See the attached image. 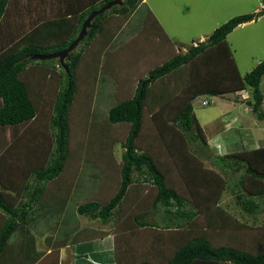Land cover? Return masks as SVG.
Here are the masks:
<instances>
[{"label":"trees","instance_id":"16d2710c","mask_svg":"<svg viewBox=\"0 0 264 264\" xmlns=\"http://www.w3.org/2000/svg\"><path fill=\"white\" fill-rule=\"evenodd\" d=\"M110 1L0 0V264H43L44 253L36 248L30 224L40 220L57 225V218L47 220L65 212L83 173V157L73 145L72 114L88 79L87 68L94 62L99 71L96 54L138 13L143 0H122L96 16L82 39H92L94 50L88 47L83 55L74 49L64 64L51 58L62 72L47 66L51 59L36 55L68 47L89 14ZM262 15L264 9L232 17L208 40L154 67L130 97L108 109L111 124H129L121 161L117 166L113 162L119 187L108 201L87 200L77 211L113 222L116 264H264V223L240 220L220 203L230 188L242 212L252 217L260 212L264 147L213 157L219 170L208 167L192 147L197 141L207 147L193 106L200 96L250 89L251 110L258 119L264 117V60L239 74L226 38ZM57 76L60 86L53 91L48 82ZM89 104L81 109L87 115ZM230 171L239 173L234 185L228 182ZM134 172L143 177L135 179ZM130 193L138 195L127 208ZM158 205L173 216L171 225L144 220ZM48 259L58 263L54 250Z\"/></svg>","mask_w":264,"mask_h":264},{"label":"rangeland","instance_id":"374dc122","mask_svg":"<svg viewBox=\"0 0 264 264\" xmlns=\"http://www.w3.org/2000/svg\"><path fill=\"white\" fill-rule=\"evenodd\" d=\"M145 2L147 4L145 3V6L141 7L138 13H135V19L128 26L123 27L100 55L96 54L101 58L99 71L98 67L93 64L94 62L87 68L88 79L81 87L78 105L72 114L74 125L73 145L75 151L78 150L79 155L83 157V163L81 162L83 164L81 170L83 173L81 172L82 175L77 178V184L73 186L70 197L67 200L66 212L63 214L65 218L71 216V210L75 211L78 203L99 198H101V201L106 202L118 190L120 177L114 176L116 175V169L113 168V162L115 161L117 166L118 162L121 161V156L124 152L121 142L126 138L129 124L126 122L111 124L107 120L108 109L121 100L130 97L137 87V81L148 76L149 71L160 65V63L167 61L169 56L172 57L175 52H187L193 45L208 40L217 27L236 15L253 13L264 9V0H145ZM148 10L152 12L157 22L150 17ZM226 38L239 74L245 75L264 60V15L257 20L237 26ZM91 40L87 36L83 41L79 42L74 51L83 52L84 55V52L88 50L92 43ZM90 49L94 50V46H91ZM45 50L48 51L50 48H45ZM46 63L51 69L56 65L57 70L62 72V67L56 59L48 60ZM96 76L97 79L94 82ZM92 78L93 80H91ZM93 82L94 84H92ZM48 84L53 91H57L60 86L58 76L49 81ZM92 85H94V90L91 92L90 88ZM244 90L240 91L244 92ZM261 90L264 93V78L261 83ZM236 96H238L236 93H228L221 96L204 95L198 97L194 101L193 106L194 112L203 128L206 129L208 127L206 124L207 118H214L220 112L222 106L219 104L220 97L232 98L233 100L231 101L235 102L239 100V97ZM203 98H207L210 102L207 105H203ZM246 98L250 99L251 96ZM89 100L91 101L90 104ZM227 102L224 101L222 104ZM232 102L229 103L231 104ZM88 104L89 115L85 114ZM245 107L248 110L250 109L249 113L251 112V116H256L252 112L250 104ZM262 107L264 111V100ZM83 108L85 109L84 112L81 111ZM95 113L97 117H95ZM235 113L240 117L244 114L241 107ZM249 113H246L244 118L250 115ZM254 118H250L251 124L260 122V119L257 120V116V119L255 118L254 120ZM219 122L214 121L215 124ZM262 124L264 125V123ZM148 125H151L150 122H148ZM234 130L237 131L236 129ZM249 131H254L253 126L248 128L247 132ZM225 143L230 147L232 145V150H234V146L237 147L235 151L249 148V146L245 148L246 143L242 144L239 139H236L234 144H231V139L228 138ZM254 144L258 145L257 143ZM251 146L254 147L253 145ZM192 147L199 149L196 154L203 158L204 163L208 167H216L211 157L220 154L219 148L221 146H215L213 151L210 150V146L203 148L201 142L197 141L192 142ZM113 171L114 174L112 173ZM133 175L135 179L143 177L139 176L138 172H134ZM236 175L238 176L239 173L230 174V177ZM230 181L229 179L228 182L230 183ZM135 192H138V189ZM132 193L128 196L126 204L124 203L127 208L131 206L130 204L133 201L137 200L136 195L138 194L134 195ZM234 200H236V195L230 188H227L222 194L220 203L229 209L234 206V212L243 221L255 224L264 222V212L262 215H258V219L255 220L240 211V207L237 204H233ZM149 217L150 215H148V218L144 217V220L150 223L157 222L160 226L171 225L173 222V216L171 215L170 217L169 213L165 215L160 205L152 210V219ZM56 218V222L59 221L60 215L49 216L50 221H47L52 222ZM85 218L82 216L83 222ZM98 222L100 224V221ZM59 224L63 230H66L67 227L73 229L74 226L75 228L77 227L78 221L71 216L67 223L59 221ZM68 238L65 237V239Z\"/></svg>","mask_w":264,"mask_h":264},{"label":"crops","instance_id":"0c3cea01","mask_svg":"<svg viewBox=\"0 0 264 264\" xmlns=\"http://www.w3.org/2000/svg\"><path fill=\"white\" fill-rule=\"evenodd\" d=\"M145 3H146L145 0H143V3L140 5V8L145 6ZM134 19H135V13L132 15V17L129 18L125 26H128L130 22H132ZM169 58L171 57L169 56ZM236 95H238L236 97H239V100L235 102L231 101L233 100L232 98L229 99V98L220 97L219 104L222 106L220 108V112L218 113V115L214 118L206 119V124L208 126L206 129L203 128V126L200 124L204 130L205 135L208 136L207 137V140H208L207 147L210 146L211 147L210 150L214 151L215 146L217 145L221 146V148H219L220 154L214 155L213 157L224 156L226 154H232V153L238 152V151H235L237 150V147L234 146V150H232L233 148L232 145L230 147L228 144L225 143V141H227L228 138L231 139V142H232L231 144H234L236 139H239L242 144L246 143L245 148L248 146L249 148H246L245 150L247 149L251 150V149H256L259 147H264V125L262 124L264 123L263 122L264 117L260 119V122H262L261 124L260 122L258 123L254 122L255 125L251 124L250 118L252 117L253 119V117L256 118V116L255 115L251 116L252 115L251 112L249 113L250 109L248 110L247 107H245L246 105H249V99L246 97L251 96L250 89H245L244 92L237 91ZM204 100H207L208 103L210 102V100H208L207 98H203L202 104ZM224 101L226 102L228 101V102L226 104H222ZM229 102H232V103L230 104ZM240 107L244 112L242 117H240L237 113H235ZM246 113H249L250 115L244 118ZM214 121L215 122L220 121L219 122L220 125H218L219 123L215 124ZM252 126L254 128V131L247 132L248 128ZM234 129H236L237 131H235ZM246 132L247 134H245ZM228 133H233V134H228ZM254 143H257L258 145H255ZM251 145H253L254 147H252ZM213 157H211V159ZM215 168L219 170L218 167H215ZM230 173L233 174L231 171ZM230 180H231L230 184L234 185L235 182L237 181V175L231 176ZM236 193H238V190H236ZM258 202L261 204L260 212L256 215V217L250 216L254 218L255 220L258 219V215H262L264 212V205H263L264 196L260 197L258 199ZM233 204H236V200H234ZM77 206H76L75 211L71 210V216L76 221H78V225H76L77 226L76 228L75 226L73 227V229L70 227L69 228L67 227L66 230H63L62 227H60L61 225L59 223H57V225L50 227L49 224L44 223L45 221H40V220L38 222H35L34 224L33 223L30 224L31 231L32 233L35 234L36 239H37L36 248L38 251H43L44 253L41 257V263L55 264L53 262V259L52 260L48 259V255L51 254L54 250L58 256L57 264H116L115 249H114V243H115L114 234L112 233L113 232L112 231L113 222L102 223L100 221V224H99L98 222L99 220L92 219L85 215H80L77 211ZM233 208L230 210L232 211V213L235 214L236 212H234ZM65 212H66V209H65ZM63 214L60 216L59 221L63 222L66 219ZM149 215H150V218L152 219V211L149 213ZM32 216L33 214L30 213L29 217H32ZM71 216H69L65 220L66 222L64 223H67ZM82 216L86 217L84 222H83ZM236 216L241 220V218L237 215V213H236ZM86 220H87V223H86ZM263 221H264V218H263ZM99 232H105V234H102L103 237H98L99 234H101ZM66 235H69L70 238L64 240L63 237H65ZM49 236L53 237V239L50 241L51 242L50 244L46 242V238ZM56 237H58V239H56Z\"/></svg>","mask_w":264,"mask_h":264},{"label":"water","instance_id":"95a60500","mask_svg":"<svg viewBox=\"0 0 264 264\" xmlns=\"http://www.w3.org/2000/svg\"><path fill=\"white\" fill-rule=\"evenodd\" d=\"M123 1L122 0H112L108 3H106L104 6H102L101 8L91 12L89 14V16L86 18V20L84 21L82 28L78 34V36L74 39V41L65 49L52 53V54H47V55H41L38 54L36 55V57L38 59H51V58H59L60 62L62 64H64L66 57H68V55L76 48V46L79 44V42L87 35L88 33V29L91 27L92 25V21L93 19L98 16L99 14L104 13L105 11H107L108 9L112 8L115 5H122Z\"/></svg>","mask_w":264,"mask_h":264},{"label":"built area","instance_id":"2783aa9c","mask_svg":"<svg viewBox=\"0 0 264 264\" xmlns=\"http://www.w3.org/2000/svg\"><path fill=\"white\" fill-rule=\"evenodd\" d=\"M203 104H205V105L208 104V101L207 100L203 101Z\"/></svg>","mask_w":264,"mask_h":264}]
</instances>
